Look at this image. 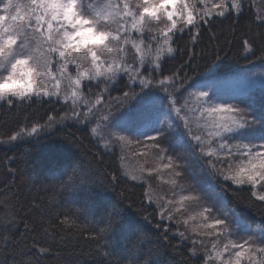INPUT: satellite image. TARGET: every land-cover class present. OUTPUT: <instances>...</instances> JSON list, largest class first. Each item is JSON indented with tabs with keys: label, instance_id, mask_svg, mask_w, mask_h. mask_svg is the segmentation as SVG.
Wrapping results in <instances>:
<instances>
[{
	"label": "rangeland",
	"instance_id": "rangeland-1",
	"mask_svg": "<svg viewBox=\"0 0 264 264\" xmlns=\"http://www.w3.org/2000/svg\"><path fill=\"white\" fill-rule=\"evenodd\" d=\"M31 1L34 13L14 14L11 5L0 3V104L43 97L77 107L89 123L96 121L89 126L101 148L119 152L124 177L146 187L148 205L190 246L195 259L203 264H264V230L236 215L224 192V184L250 188L264 202V111L234 104L264 89V68L209 80L180 101L155 97L123 112L117 106L102 109L99 101L91 103L85 96L89 80L114 81L126 74L138 80L140 66H157L170 36L199 15L210 19L252 10L264 22V0H166L159 6L153 4L156 0H142L154 7L141 15L132 9L133 0H95L86 5L87 17L117 31L101 28V35L95 31L98 22L75 20L78 0ZM147 27L158 28L152 40L163 44L148 49L132 42L140 59L134 69L127 63L129 55H123L125 64L117 57L123 48L121 32L132 35ZM8 42L13 47L2 54ZM49 42L56 45L59 64L47 57ZM93 49L112 56L96 55ZM76 54L91 58L92 68L78 64Z\"/></svg>",
	"mask_w": 264,
	"mask_h": 264
},
{
	"label": "trees",
	"instance_id": "trees-1",
	"mask_svg": "<svg viewBox=\"0 0 264 264\" xmlns=\"http://www.w3.org/2000/svg\"><path fill=\"white\" fill-rule=\"evenodd\" d=\"M94 1L78 0L75 20L98 22L95 31L101 35V28L114 27L87 17L91 15L86 5ZM131 2L137 15L151 4ZM0 3L11 5L14 14L34 13L31 0ZM157 29L121 32L118 59L125 64L123 55H129L127 63L135 69L140 59L131 43L160 48L163 42L152 40ZM170 37V45L161 47L157 66L153 61L140 66L138 80L128 74L114 81L89 80L86 98L99 101L102 109L117 106L123 112L155 97L180 101L209 80L264 68V22L252 10L210 19L199 15ZM47 45V57L59 64L55 43ZM3 47L2 54L8 55L13 45ZM93 51L86 53L104 54ZM75 60L84 68L93 66L91 58L79 54ZM234 104L255 105L263 112L264 89ZM95 122L89 123L70 103L43 97L0 104V264H203L148 205L146 187L124 177L119 152L101 148L89 126ZM224 185L229 208L249 226L264 230V202L256 200L250 188Z\"/></svg>",
	"mask_w": 264,
	"mask_h": 264
}]
</instances>
